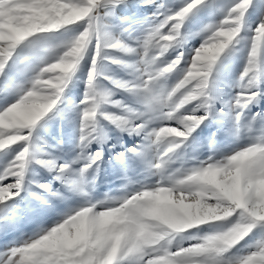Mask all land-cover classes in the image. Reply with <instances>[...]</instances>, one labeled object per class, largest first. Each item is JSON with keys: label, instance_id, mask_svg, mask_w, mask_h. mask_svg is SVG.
I'll return each mask as SVG.
<instances>
[{"label": "snow or ice", "instance_id": "snow-or-ice-1", "mask_svg": "<svg viewBox=\"0 0 264 264\" xmlns=\"http://www.w3.org/2000/svg\"><path fill=\"white\" fill-rule=\"evenodd\" d=\"M139 3L0 0V264H264V0Z\"/></svg>", "mask_w": 264, "mask_h": 264}, {"label": "rangeland", "instance_id": "rangeland-1", "mask_svg": "<svg viewBox=\"0 0 264 264\" xmlns=\"http://www.w3.org/2000/svg\"><path fill=\"white\" fill-rule=\"evenodd\" d=\"M159 3L160 0H157ZM229 0H224V3H228ZM165 3H173V0H165ZM128 4L130 5L129 8L125 9L124 5L120 6V9H118L116 16L123 17V16H130L133 13H135L137 18H142L145 15H149L152 11H154L153 5H144L140 4L139 0H128ZM249 12H251V8L249 9ZM251 22V17L249 18ZM109 22L117 26V30L120 29L121 24L120 21L115 18H109ZM123 28H128L129 25L127 23L122 25ZM135 29V31H133ZM140 26L133 24L132 28L129 29L131 34L133 36H136L139 34ZM199 42V37H197L194 41H189L190 46H195ZM245 44V41L241 40L240 44L237 45V48H243ZM240 53L237 52L236 56H239ZM77 91L72 90V96L71 98L77 99V93H80L83 91V86L81 85L79 88H77ZM121 98V96L118 94L117 99ZM264 106V105H262ZM258 110L257 108H254V111ZM212 131H215V127L211 129ZM71 128L66 124L63 123L59 117H56L49 121L48 126L44 131H42L41 136L43 140L47 141L46 145H42V147L45 148L47 152H51L55 156H61L70 159L72 152L71 150L74 147L75 141H73L70 138ZM199 131V130H198ZM208 130L206 129L203 135H207ZM109 135L112 137L108 141V144L105 145V160H107L108 155L111 153L109 152V146L111 144L116 143V137L120 135L117 131H110ZM123 145L124 146H130L134 143H136L139 140V137H133L129 136L127 133L123 134ZM63 140V143H60V141ZM76 140L78 141V132L76 133ZM48 145H51L52 147H48ZM99 147L97 144L92 145V150L95 151V149ZM78 151V149H76ZM113 151H123V147L121 145L117 144L116 149ZM188 155H191V150H187ZM178 166V165H177ZM121 176V173L118 170V166H114L112 164H106L103 166V171L100 173V175L97 177L96 180V187L92 191V195L95 199H103L104 193L110 192L112 195H116L117 189L120 188L121 184L124 183L123 180H121L119 177ZM34 179L40 180L41 182H44L46 179H50V174L41 167H36V174L33 177ZM58 185L59 182H56ZM14 239V237L9 236L7 240ZM4 243H7L6 240L0 239V245H3ZM243 243V242H242Z\"/></svg>", "mask_w": 264, "mask_h": 264}, {"label": "bare ground", "instance_id": "bare-ground-1", "mask_svg": "<svg viewBox=\"0 0 264 264\" xmlns=\"http://www.w3.org/2000/svg\"><path fill=\"white\" fill-rule=\"evenodd\" d=\"M78 89L77 88H74L73 91H77ZM73 99V98H72Z\"/></svg>", "mask_w": 264, "mask_h": 264}]
</instances>
